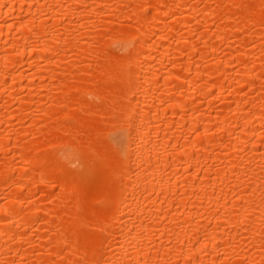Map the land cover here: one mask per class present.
Wrapping results in <instances>:
<instances>
[{"label":"bare ground","instance_id":"1","mask_svg":"<svg viewBox=\"0 0 264 264\" xmlns=\"http://www.w3.org/2000/svg\"><path fill=\"white\" fill-rule=\"evenodd\" d=\"M0 264H264V0H0Z\"/></svg>","mask_w":264,"mask_h":264}]
</instances>
